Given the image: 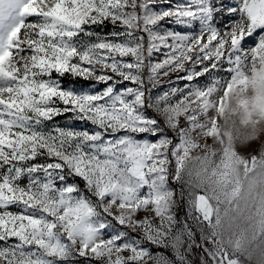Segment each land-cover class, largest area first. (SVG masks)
Returning <instances> with one entry per match:
<instances>
[{
  "label": "snow or ice",
  "instance_id": "6c2138e0",
  "mask_svg": "<svg viewBox=\"0 0 264 264\" xmlns=\"http://www.w3.org/2000/svg\"><path fill=\"white\" fill-rule=\"evenodd\" d=\"M0 242V264H264V0H0Z\"/></svg>",
  "mask_w": 264,
  "mask_h": 264
},
{
  "label": "rangeland",
  "instance_id": "374dc122",
  "mask_svg": "<svg viewBox=\"0 0 264 264\" xmlns=\"http://www.w3.org/2000/svg\"><path fill=\"white\" fill-rule=\"evenodd\" d=\"M225 3H233V0H225ZM229 19V17H224V20L225 22ZM110 28V26H108L107 28L103 29V31H108V29ZM96 31H101L100 28H97ZM253 43V40L252 39H249L246 41V44L247 45H250ZM162 56L161 54H155L153 59L154 60H159L161 59ZM66 77H69L71 79H73L72 77L70 76H66ZM74 80H77L75 82H71V81H63L64 85L65 86H71V85H75V87L77 89H88V86L93 83L92 81H85L83 79H74ZM207 82V78H201V80L199 81V83L203 84V83H206ZM183 82H181V86H182ZM169 87V85L167 83H164L161 87L157 88L153 95H155L156 93L158 92H162L164 90H166L167 88ZM100 88H103V85H100L99 88H97V90H99ZM149 115H153L152 112L149 111L148 113ZM67 118L65 116H61V117H57L56 118V121L57 123H59V125L61 127H71V128H77V129H83V128H91L92 126L90 124H87V123H82V122H79V121H72V122H66ZM49 126H51V122L49 124ZM169 135H171V133H169ZM259 145L258 144H253L252 145V148L251 149H241L242 152H244L245 154H247L248 152H252L253 149H258ZM253 154H258L257 152H253ZM172 188L174 189H177L179 188V185H176V184H172L171 185ZM13 211H15L16 209L13 208L12 209ZM186 213H185V207H184V203L181 202V205L180 207L177 209V215H178V218L180 216H184ZM107 235V233H106ZM0 243H3V242H0ZM153 251H157V249H153ZM195 259V264H200V261H199V253L197 252L196 256L194 257ZM241 259H243V257H241ZM244 264H257V258L254 257L252 261H247V260H244Z\"/></svg>",
  "mask_w": 264,
  "mask_h": 264
},
{
  "label": "trees",
  "instance_id": "16d2710c",
  "mask_svg": "<svg viewBox=\"0 0 264 264\" xmlns=\"http://www.w3.org/2000/svg\"><path fill=\"white\" fill-rule=\"evenodd\" d=\"M64 80H65V81H71V82H75V81H77V80L71 79V78H69V77H65Z\"/></svg>",
  "mask_w": 264,
  "mask_h": 264
}]
</instances>
